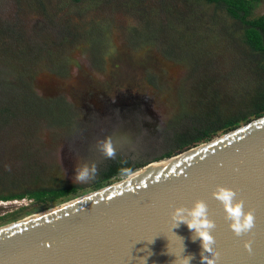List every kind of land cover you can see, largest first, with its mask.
Segmentation results:
<instances>
[{
	"label": "rangeland",
	"instance_id": "rangeland-1",
	"mask_svg": "<svg viewBox=\"0 0 264 264\" xmlns=\"http://www.w3.org/2000/svg\"><path fill=\"white\" fill-rule=\"evenodd\" d=\"M258 17L264 0H252L247 18ZM242 28L203 0H0V111L13 115L0 116V191L76 187L52 201H1L0 227L121 179L93 185L106 158L87 105L146 104L139 131L154 133L137 167L182 153L178 136L212 109L221 117L242 109L264 88ZM92 164V179L74 181Z\"/></svg>",
	"mask_w": 264,
	"mask_h": 264
},
{
	"label": "water",
	"instance_id": "water-1",
	"mask_svg": "<svg viewBox=\"0 0 264 264\" xmlns=\"http://www.w3.org/2000/svg\"><path fill=\"white\" fill-rule=\"evenodd\" d=\"M173 157L1 226L0 264H202V242L171 220L198 200L216 225L217 264H264V114ZM217 187L235 191L253 213L249 233L230 230L212 197Z\"/></svg>",
	"mask_w": 264,
	"mask_h": 264
},
{
	"label": "trees",
	"instance_id": "trees-1",
	"mask_svg": "<svg viewBox=\"0 0 264 264\" xmlns=\"http://www.w3.org/2000/svg\"><path fill=\"white\" fill-rule=\"evenodd\" d=\"M206 3L213 4L215 7H220L223 11L238 24L242 25V41L243 43L254 53H257L261 58V68L264 71V18L258 17L256 19H248L249 9L252 4V0H203ZM3 113V115L1 114ZM210 114L204 117L193 126L188 135H179V151L182 152L190 147L195 146L198 143H202L210 140L216 133H225L229 130L237 128L240 123H247L252 117L253 119L260 117L264 114V88L253 92L242 109H237L231 112L226 117H221L215 108L209 112ZM0 116L13 117L11 111L3 109L0 111ZM171 155L166 154L165 157ZM113 174V169L110 168L105 173V178ZM99 188L100 183L95 184ZM75 189L71 187L57 188V189H38L35 191H24L20 193H13L7 190L6 193L0 191V201L17 200L24 197L29 199H42L46 201H52L59 197L67 196Z\"/></svg>",
	"mask_w": 264,
	"mask_h": 264
},
{
	"label": "flooded vegetation",
	"instance_id": "flooded-vegetation-1",
	"mask_svg": "<svg viewBox=\"0 0 264 264\" xmlns=\"http://www.w3.org/2000/svg\"><path fill=\"white\" fill-rule=\"evenodd\" d=\"M87 115L96 116L90 120L92 129L91 135L98 140L105 137H111L118 148V154L114 159H106L102 170L99 171L98 177L94 181V186L97 183L102 184L112 177L117 176V173H127L137 167V163L133 159L142 155L143 145L150 139L154 130H143L140 134L139 129L145 126L146 123L142 118L145 114H149L148 107L144 102L129 103L125 101H100L83 107ZM138 122H140L138 124ZM139 125V127H138ZM152 163V162H151ZM145 167V166H144ZM112 168L113 174L109 178H105V173ZM76 189V187L71 186Z\"/></svg>",
	"mask_w": 264,
	"mask_h": 264
},
{
	"label": "clouds",
	"instance_id": "clouds-1",
	"mask_svg": "<svg viewBox=\"0 0 264 264\" xmlns=\"http://www.w3.org/2000/svg\"><path fill=\"white\" fill-rule=\"evenodd\" d=\"M96 148L106 159H114L118 154V148L111 137L97 140ZM96 170V164L78 167L74 181L87 182L94 177ZM236 196L235 191L226 187H217L212 193V197L223 206L230 230L239 237L253 229L254 215L251 211L244 210V201L236 200ZM171 220L175 224H186L189 230H193V239H199L202 242V264H217L219 255L214 251L215 240L210 234L216 225L209 219L208 207L204 201H196L191 209L176 208L171 214ZM246 247L250 250V245ZM204 253H210L211 258ZM190 259L191 257L185 258L186 264H189Z\"/></svg>",
	"mask_w": 264,
	"mask_h": 264
},
{
	"label": "bare ground",
	"instance_id": "bare-ground-1",
	"mask_svg": "<svg viewBox=\"0 0 264 264\" xmlns=\"http://www.w3.org/2000/svg\"><path fill=\"white\" fill-rule=\"evenodd\" d=\"M172 158H174V157L167 158V159H162V160H160V161H154V162L148 164V165L145 166V167L152 166V165H155V164L161 163V162H163V161H166V160H169V159H172ZM142 168H144V167H142ZM139 169H140V168H139ZM131 175H132V173L129 174V175L126 177V179L129 178Z\"/></svg>",
	"mask_w": 264,
	"mask_h": 264
},
{
	"label": "built area",
	"instance_id": "built-area-1",
	"mask_svg": "<svg viewBox=\"0 0 264 264\" xmlns=\"http://www.w3.org/2000/svg\"><path fill=\"white\" fill-rule=\"evenodd\" d=\"M0 202H1V201H0ZM11 202L17 203L18 201L15 199V200H13V201H11Z\"/></svg>",
	"mask_w": 264,
	"mask_h": 264
}]
</instances>
